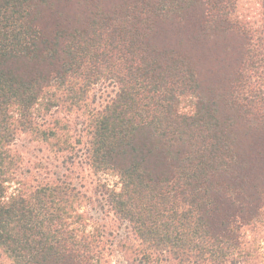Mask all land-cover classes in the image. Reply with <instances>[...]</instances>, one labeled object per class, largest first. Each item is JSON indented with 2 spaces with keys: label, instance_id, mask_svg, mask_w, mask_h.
Segmentation results:
<instances>
[{
  "label": "trees",
  "instance_id": "1",
  "mask_svg": "<svg viewBox=\"0 0 264 264\" xmlns=\"http://www.w3.org/2000/svg\"><path fill=\"white\" fill-rule=\"evenodd\" d=\"M259 5L252 20L239 0H0V258L111 264L86 194L23 177L15 146L29 134L73 150L54 113L77 111L90 166L119 179L108 201L131 227L134 260L264 264ZM99 83L117 91L96 109Z\"/></svg>",
  "mask_w": 264,
  "mask_h": 264
},
{
  "label": "rangeland",
  "instance_id": "2",
  "mask_svg": "<svg viewBox=\"0 0 264 264\" xmlns=\"http://www.w3.org/2000/svg\"><path fill=\"white\" fill-rule=\"evenodd\" d=\"M260 1L239 0V12L245 17L257 20ZM116 91L117 87L112 84L94 85L89 91L88 104L100 109L115 96ZM54 116L65 117L70 122L72 128L69 129V134L74 135L75 148L66 152H58L49 143L33 139L29 134L19 135L15 146L24 157L22 176L27 179L60 178L71 182L82 193H85L83 210L89 214L91 223L98 222L102 225L101 227L110 238L109 259L111 264H178L172 259L142 263L134 260L124 250L125 244H135L136 240L129 223L116 218L108 201V189L120 187L119 179L111 172L95 171L89 164L84 144L76 143L86 115L77 111L70 114L60 111L54 113ZM7 186L9 193L15 191V183H8ZM0 260L4 264H11L10 260L4 256Z\"/></svg>",
  "mask_w": 264,
  "mask_h": 264
}]
</instances>
